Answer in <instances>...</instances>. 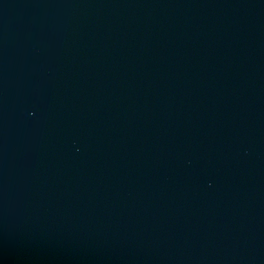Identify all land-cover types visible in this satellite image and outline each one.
I'll use <instances>...</instances> for the list:
<instances>
[{
	"label": "water",
	"instance_id": "1",
	"mask_svg": "<svg viewBox=\"0 0 264 264\" xmlns=\"http://www.w3.org/2000/svg\"><path fill=\"white\" fill-rule=\"evenodd\" d=\"M0 264H264V0H0Z\"/></svg>",
	"mask_w": 264,
	"mask_h": 264
}]
</instances>
